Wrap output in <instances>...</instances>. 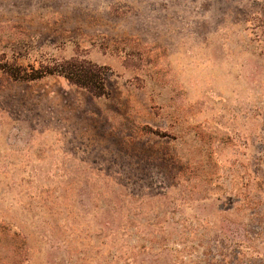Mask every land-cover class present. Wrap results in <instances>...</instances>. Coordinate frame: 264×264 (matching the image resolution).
Instances as JSON below:
<instances>
[{
	"label": "rangeland",
	"instance_id": "374dc122",
	"mask_svg": "<svg viewBox=\"0 0 264 264\" xmlns=\"http://www.w3.org/2000/svg\"><path fill=\"white\" fill-rule=\"evenodd\" d=\"M75 56L0 68V264H264V0H0V67Z\"/></svg>",
	"mask_w": 264,
	"mask_h": 264
},
{
	"label": "trees",
	"instance_id": "16d2710c",
	"mask_svg": "<svg viewBox=\"0 0 264 264\" xmlns=\"http://www.w3.org/2000/svg\"><path fill=\"white\" fill-rule=\"evenodd\" d=\"M1 70L15 82H30L42 79L49 75L63 77L69 84L84 89L95 98L107 96L104 83L103 68L89 60L80 57H71L51 64L31 68L30 71L5 63Z\"/></svg>",
	"mask_w": 264,
	"mask_h": 264
}]
</instances>
